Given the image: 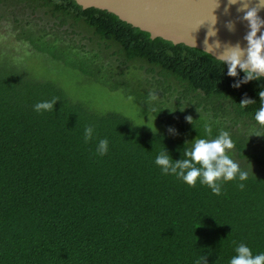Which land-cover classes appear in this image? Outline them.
Instances as JSON below:
<instances>
[{
    "label": "trees",
    "instance_id": "1",
    "mask_svg": "<svg viewBox=\"0 0 264 264\" xmlns=\"http://www.w3.org/2000/svg\"><path fill=\"white\" fill-rule=\"evenodd\" d=\"M2 20L58 73L70 69L139 106L104 108L81 84L37 75L11 48L0 51V264H228L241 242L264 252V128L253 120L264 77L235 88L239 68L228 76L201 49L75 0H0ZM245 97L253 102L241 109ZM205 121L213 138L229 132L228 154L248 171L243 189L227 181L215 195L154 163L164 149L183 158Z\"/></svg>",
    "mask_w": 264,
    "mask_h": 264
},
{
    "label": "clouds",
    "instance_id": "2",
    "mask_svg": "<svg viewBox=\"0 0 264 264\" xmlns=\"http://www.w3.org/2000/svg\"><path fill=\"white\" fill-rule=\"evenodd\" d=\"M231 5H238L237 11L243 13L239 19L247 21L249 31L245 34L244 40L247 47L242 48L239 43L224 47L220 55H214L213 46L217 49L220 47L219 41L208 42V37L216 35V29L209 27L204 41V51L210 52L216 59L227 67V75L236 77L237 69L241 70L244 75L233 81L232 86L239 88L241 84L247 83L252 79L259 80L264 77V19L258 15L260 9L264 8V0H227L225 11ZM216 0V7H218ZM214 20L211 24H215ZM229 30L233 29L231 21L226 22ZM259 33V35H257ZM259 107L253 114V120L257 125L264 128V89L258 91ZM55 100L39 101L33 105V110L40 112L53 108ZM250 98H242L239 102L241 109L246 108L252 103ZM198 111V110H197ZM187 122L193 123L192 116H185ZM203 130L205 136H196L191 140V144L184 148L183 158L170 159L169 153L164 149L157 154L154 163L159 166L160 171L164 175H174L178 180L183 181L188 186H195L197 181L201 185H206L213 194L221 193L222 183L237 180V187L243 189L245 187L243 181L248 179V171L241 168L240 164L233 159L228 151L234 146V142L226 130H219L218 134L213 138L211 136V124L204 122ZM168 131L172 134L176 133V129L169 126ZM257 135L262 134L253 132ZM251 133V134H253ZM93 135L91 126L85 127L83 137L88 141ZM108 151V141L100 139L96 146V153L103 156ZM234 255H232L228 264H264V252L253 254L252 250L245 243L235 245ZM199 264H205L204 257Z\"/></svg>",
    "mask_w": 264,
    "mask_h": 264
},
{
    "label": "water",
    "instance_id": "3",
    "mask_svg": "<svg viewBox=\"0 0 264 264\" xmlns=\"http://www.w3.org/2000/svg\"><path fill=\"white\" fill-rule=\"evenodd\" d=\"M75 1L84 9L93 7L113 13L122 21L148 32L153 39L160 37L204 51V41L211 26L216 29V35L208 37V42L220 43L217 49L213 46L214 55H220L224 47L237 43L242 48L247 47L244 36L249 31L248 23L239 19L243 13L237 11L238 5H231L225 11L227 0H218V7L216 0ZM258 15L264 19V8L259 10ZM214 17L216 22L213 25ZM228 21L233 23L232 30L226 27Z\"/></svg>",
    "mask_w": 264,
    "mask_h": 264
},
{
    "label": "rangeland",
    "instance_id": "4",
    "mask_svg": "<svg viewBox=\"0 0 264 264\" xmlns=\"http://www.w3.org/2000/svg\"><path fill=\"white\" fill-rule=\"evenodd\" d=\"M16 9L15 12L19 13ZM30 15V12H28ZM19 14L18 16H21ZM41 16L40 12L33 14V16H29V19L35 21V18H39ZM11 17V16H10ZM17 31L13 28V22L10 20H2L0 22V51L3 50L7 54L13 55V53L9 50L10 48L14 51L16 55L22 56L26 59L27 68L31 71L37 73V75H44L49 77H58L60 80L70 79L71 84H73L75 89H78L81 84V88L85 91V93L91 94L96 102L99 103L104 108H111L124 111V113H134L132 111L133 108L139 106L132 102L130 97H125L123 93H119L113 90H107L101 84H87L86 81H83L77 74L70 69H64L61 72H57V66H54L43 56L38 54L35 55V52L29 47L28 43L19 41L17 37ZM2 52V51H1ZM4 53V52H3ZM77 91V90H76ZM135 115L138 117V114L135 112ZM142 120V118H140ZM154 120L155 117L151 115V118H144L146 121L145 125L148 127H152L155 125ZM157 123V122H156Z\"/></svg>",
    "mask_w": 264,
    "mask_h": 264
}]
</instances>
